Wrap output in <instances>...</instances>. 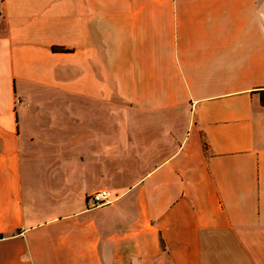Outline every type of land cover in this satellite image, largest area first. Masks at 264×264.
<instances>
[{"label":"crops","instance_id":"1","mask_svg":"<svg viewBox=\"0 0 264 264\" xmlns=\"http://www.w3.org/2000/svg\"><path fill=\"white\" fill-rule=\"evenodd\" d=\"M0 264H264V0H0Z\"/></svg>","mask_w":264,"mask_h":264},{"label":"built area","instance_id":"2","mask_svg":"<svg viewBox=\"0 0 264 264\" xmlns=\"http://www.w3.org/2000/svg\"><path fill=\"white\" fill-rule=\"evenodd\" d=\"M89 200L92 206H101L111 201V195L107 189H100L92 193Z\"/></svg>","mask_w":264,"mask_h":264},{"label":"trees","instance_id":"3","mask_svg":"<svg viewBox=\"0 0 264 264\" xmlns=\"http://www.w3.org/2000/svg\"><path fill=\"white\" fill-rule=\"evenodd\" d=\"M54 49H55V50H67V49L64 48V47H56V46L54 47Z\"/></svg>","mask_w":264,"mask_h":264}]
</instances>
